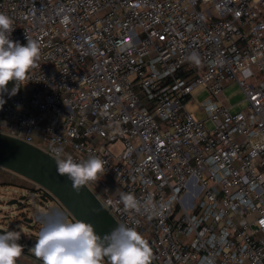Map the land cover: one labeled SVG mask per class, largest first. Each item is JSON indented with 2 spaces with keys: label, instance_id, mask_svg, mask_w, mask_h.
<instances>
[{
  "label": "built area",
  "instance_id": "1",
  "mask_svg": "<svg viewBox=\"0 0 264 264\" xmlns=\"http://www.w3.org/2000/svg\"><path fill=\"white\" fill-rule=\"evenodd\" d=\"M0 13L13 41L42 45L3 93L1 133L103 159L111 186L88 185L155 264H264V0H0ZM234 84L244 108L224 96Z\"/></svg>",
  "mask_w": 264,
  "mask_h": 264
},
{
  "label": "clouds",
  "instance_id": "2",
  "mask_svg": "<svg viewBox=\"0 0 264 264\" xmlns=\"http://www.w3.org/2000/svg\"><path fill=\"white\" fill-rule=\"evenodd\" d=\"M13 23L8 15L0 13V107L5 103L2 96L9 92V84L29 79L30 71L41 58L39 41L26 36L27 43L22 45L11 39ZM192 59L199 63L195 55ZM17 91L14 87L10 95ZM55 162L57 172L67 176L77 193L82 186L99 181L106 172V162L98 156L78 163L71 155L61 158L58 154ZM121 199L125 209H138L132 194H121ZM19 239L16 231L0 234V264H17L24 252ZM30 252L42 264H105V260L107 264H151L154 258L149 242L134 227L118 225L102 239L91 223L66 217L47 222L37 233Z\"/></svg>",
  "mask_w": 264,
  "mask_h": 264
},
{
  "label": "water",
  "instance_id": "3",
  "mask_svg": "<svg viewBox=\"0 0 264 264\" xmlns=\"http://www.w3.org/2000/svg\"><path fill=\"white\" fill-rule=\"evenodd\" d=\"M55 161L56 158L40 148L0 132V167L46 189L75 220L91 223L97 235L103 239L120 224L88 184L77 193L67 176L57 172ZM53 219L38 213L30 222L35 220L47 223ZM3 231L7 230L0 228V234ZM30 231L26 247L31 249L40 230L36 228ZM17 264L27 263L18 260ZM151 264L155 263L152 261Z\"/></svg>",
  "mask_w": 264,
  "mask_h": 264
},
{
  "label": "rangeland",
  "instance_id": "4",
  "mask_svg": "<svg viewBox=\"0 0 264 264\" xmlns=\"http://www.w3.org/2000/svg\"><path fill=\"white\" fill-rule=\"evenodd\" d=\"M224 96L230 97L228 103L231 105L241 102L240 107H237V109L244 108L246 105V103L244 102L243 93L235 84L230 85L225 89ZM205 97H207L206 93L201 94L197 96V101L202 102ZM189 110L195 113L198 119H205V116L198 111L197 104L189 105ZM206 123L210 129L213 128V124L211 121L208 120ZM121 147V143L118 142L112 146L111 150L114 153H118L119 151H121ZM28 181L29 180L10 173L4 168L0 167V209H2V213L0 214V227L7 231L12 230L18 232L17 230H19L20 235H26V237L30 235L29 233L31 231L27 229L25 223H23L22 218L19 217V215L21 214L19 209L13 205H9V202L11 201L10 199L18 197L21 193L29 194V191L26 190V185H30ZM108 186H111V181L103 176L100 177L99 181L94 183V186L92 185L94 189L98 188L100 192H104V190L108 188ZM94 191H96V189ZM52 205L54 209L59 213L61 219H64L66 217L70 220L69 216L62 212L61 206L57 201H54ZM40 206L41 205L39 203H36L32 213H37L39 211H43L46 213V211L43 210ZM46 214H48V211ZM39 224L41 226L45 225L46 223L40 222ZM40 226H38L39 230L42 228V226ZM105 264H107L106 260Z\"/></svg>",
  "mask_w": 264,
  "mask_h": 264
},
{
  "label": "flooded vegetation",
  "instance_id": "5",
  "mask_svg": "<svg viewBox=\"0 0 264 264\" xmlns=\"http://www.w3.org/2000/svg\"><path fill=\"white\" fill-rule=\"evenodd\" d=\"M28 182L30 183V185H26V190L29 191V194L28 193H21L18 197H14V198L10 199L11 200L10 202H14L13 206L17 207L19 209V211L21 212L19 217L22 218L23 223H25V226L27 227V229L28 230H32V229H36V228L39 229L38 228V226H40L39 221L34 220L33 222H30L31 220L34 219L35 215H37L38 213H42V214L51 216L57 220L61 219L59 213L54 209V207L52 205L53 202L56 200L54 198H52L50 195L46 194L42 189L38 188V186L36 184H34L30 181H28ZM91 184L94 186V183H91ZM95 189H96V191L100 192V190L98 188H95ZM36 203H39L41 205L40 207L43 210H45L46 213L48 211V214H46L43 211H39L37 213H32ZM61 210H62V212H64L66 214V212L62 208V206H61ZM1 213H2V209H0V214ZM41 226L43 227L44 225H41ZM17 231L19 232V230H17ZM28 237H30V236H28ZM28 237H26V235H20V239L17 241L19 244L24 246V252H23V255L19 258V261H22V262L27 263V264H42V261L37 260L32 255V253L30 252V248L26 247Z\"/></svg>",
  "mask_w": 264,
  "mask_h": 264
}]
</instances>
